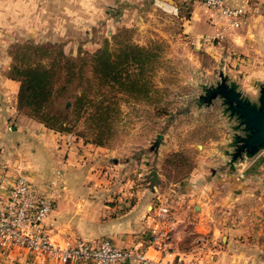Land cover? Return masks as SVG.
<instances>
[{"label":"crops","instance_id":"1","mask_svg":"<svg viewBox=\"0 0 264 264\" xmlns=\"http://www.w3.org/2000/svg\"><path fill=\"white\" fill-rule=\"evenodd\" d=\"M224 1L244 8L247 14L238 27L223 31L219 41L207 45L198 38L214 33L220 25L212 22L211 11L198 0H70L69 5L94 13L102 6L106 22L124 24L144 36H164L169 28L165 22L177 23L186 37L191 36L194 48L227 59L229 74L237 76L244 92H257L264 79V15L251 10L259 0ZM142 26L146 28L141 32ZM23 118L24 131L18 141L14 139L17 125L10 127L13 142L10 133L0 127V206L16 173L43 191L41 187L59 171V194L44 220L53 239L73 235L95 242L106 236L119 246L136 245L150 257L166 252V257L183 254L190 264H264V149L242 163L238 175L193 174L180 186L171 182V195L165 198L174 228L165 249H159L152 242L153 230L161 225L154 219L156 183L128 174L130 168L127 171L121 166L115 149L109 146L72 142V133L60 134L40 121ZM90 150L103 152V161L83 164ZM30 260L20 248L7 255L0 253V264ZM66 264L89 263L70 260ZM115 264L141 263L127 260Z\"/></svg>","mask_w":264,"mask_h":264},{"label":"rangeland","instance_id":"2","mask_svg":"<svg viewBox=\"0 0 264 264\" xmlns=\"http://www.w3.org/2000/svg\"><path fill=\"white\" fill-rule=\"evenodd\" d=\"M63 2L59 5L61 0H0V127L10 133V142H13L11 136L14 134L10 127L17 125L14 138L17 141L23 135V117L39 121L17 107L19 81L8 76L14 52L31 44L62 50L76 57L79 52L94 51L106 40L110 49L128 41L154 53L142 72L150 86L148 94L137 99L122 97L112 132L104 136L102 144L93 142L98 134L91 128L87 129L84 116L73 122L71 130H57V133H72V142L87 141L115 149L116 157L123 163L121 166L127 171L130 168L128 174L141 177V181L151 182L150 170L156 169L157 193L168 198L171 182L176 181L180 186L193 174L204 177L238 175L242 163L253 159L264 149L252 158L237 160L232 172L226 163L229 156L223 152L231 122L222 115L218 100L209 106L204 103L199 106L194 100L201 92L198 83L215 82L221 67L229 70L223 55L218 57L194 48L191 36L186 37L177 23L171 24L167 15L163 16L165 21L169 20V23L165 22V27H169L166 34L145 37L124 24L106 22L102 6L94 13L84 7L69 5L70 0ZM145 28L142 26L140 31ZM42 59L46 60L44 56ZM256 93L248 89L251 97ZM63 103L64 100H57V106ZM157 133L163 134L162 141L152 145ZM61 140L57 138V142ZM19 152L15 154L20 156ZM90 152L89 158L83 157V164L103 161V152ZM105 158L109 159V156ZM101 173L105 174L104 171ZM53 178L55 171L44 188L39 187L47 191L50 185L49 189H56L58 195L61 176L56 183H52Z\"/></svg>","mask_w":264,"mask_h":264},{"label":"trees","instance_id":"3","mask_svg":"<svg viewBox=\"0 0 264 264\" xmlns=\"http://www.w3.org/2000/svg\"><path fill=\"white\" fill-rule=\"evenodd\" d=\"M83 53L72 57L62 50L26 44L14 52L8 76L19 81V109L55 131L71 130L84 116L87 129L98 134L93 142L102 144L112 132L122 97L148 94L150 86L142 72L154 53L128 41L110 49L106 40ZM59 98L65 104L71 99V106H57Z\"/></svg>","mask_w":264,"mask_h":264},{"label":"built area","instance_id":"4","mask_svg":"<svg viewBox=\"0 0 264 264\" xmlns=\"http://www.w3.org/2000/svg\"><path fill=\"white\" fill-rule=\"evenodd\" d=\"M199 1L211 11L212 22L220 25V29L214 33L198 38L202 45L219 41L223 31L238 27L247 14L244 8L232 7L224 0ZM251 12L264 15V0H259ZM66 143H70L67 138ZM59 176L60 172L57 171L52 183H56ZM55 198L56 189L51 187L47 191H40L23 174L14 175L0 206L2 255H7L14 248L22 249L31 260L20 261L19 264H66L70 260L89 264H115L127 260H136L141 264H190V259L183 254L166 257L164 252L163 255L150 257L136 245L119 246L106 236L95 242L73 235L53 239L44 227V220L52 211ZM155 199L154 219L161 225L153 230L152 242L157 248L165 249L174 228V219L166 198L158 194ZM198 250L199 247L194 248L193 252Z\"/></svg>","mask_w":264,"mask_h":264},{"label":"water","instance_id":"5","mask_svg":"<svg viewBox=\"0 0 264 264\" xmlns=\"http://www.w3.org/2000/svg\"><path fill=\"white\" fill-rule=\"evenodd\" d=\"M201 92L194 98L197 105H213L219 101L221 113L231 123L229 137L223 152L229 156L226 163L235 171V162L252 158L264 148V79L259 83L255 97L244 92L237 78L222 67L218 69V78L213 83L200 82ZM67 100L65 106L70 105ZM163 134L157 133L153 145L162 141ZM227 147H230L228 149ZM151 181L156 183L158 172L150 170Z\"/></svg>","mask_w":264,"mask_h":264},{"label":"flooded vegetation","instance_id":"6","mask_svg":"<svg viewBox=\"0 0 264 264\" xmlns=\"http://www.w3.org/2000/svg\"><path fill=\"white\" fill-rule=\"evenodd\" d=\"M153 145V144H152Z\"/></svg>","mask_w":264,"mask_h":264}]
</instances>
